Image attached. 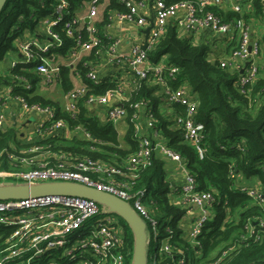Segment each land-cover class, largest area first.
<instances>
[{
  "label": "built area",
  "instance_id": "obj_1",
  "mask_svg": "<svg viewBox=\"0 0 264 264\" xmlns=\"http://www.w3.org/2000/svg\"><path fill=\"white\" fill-rule=\"evenodd\" d=\"M68 2L55 0L52 15L40 19L36 33H26L25 39L16 41L20 58L12 62L11 68L16 63L34 61L33 69L41 82L46 85L57 82L58 66L54 59L63 43L60 32L71 37L74 46L66 56L67 66L75 69L82 56L93 52V61L85 64L88 67L85 77L91 83L97 85L104 77L100 71L107 67H114L115 71L106 78L111 85L102 93H96L83 83L64 94V110L75 116L79 104L89 109L97 108L96 114L115 129L120 121L127 126L130 122L136 148L119 165L87 156L51 153L43 151L41 146L22 148L19 153L7 152L5 168L1 166L0 155V187L72 183L112 194L126 201L144 221L148 246L151 239H157L158 222L146 205L144 189L136 188V181L140 171L150 165L153 153H159L176 163L183 175V182L178 187L180 203L198 211L186 233L187 240L196 244V237L210 217L213 196L209 191L198 189L185 159L167 144L148 101L131 100V94L141 83H147L155 86L152 95L160 98V109L181 105L183 111L173 113L171 128L177 129L182 142L202 158L204 125L195 118L196 97L186 86L174 87L172 84L179 72L177 66L167 65L162 59L152 62L148 52L157 45L170 24L178 36L189 37L194 43L203 35L221 38L228 50L221 53L220 65L239 70L240 84L253 82L259 69L260 33L253 22L245 18L254 10L253 0H116L120 7L105 13L110 0H85L73 14L68 10ZM229 11L235 16H223ZM105 18L108 21L104 23ZM113 18L127 25L122 30L123 36L130 38L126 50L120 45L121 39L108 32ZM58 25L60 31L54 28ZM150 25L143 49V30ZM12 77L13 81L0 93V129L6 123L2 107L13 98L21 108L14 127L21 125L27 113L33 112L42 115L33 130L35 136L51 131L67 137L80 134L92 139L81 125L71 126L56 119L51 107L29 104L22 97L13 95L16 85L28 87L29 84L22 76ZM89 148L93 150L94 146ZM235 176L236 173L230 171V177ZM240 189L257 203L263 201L264 196L255 189L245 186ZM105 209L91 198L72 194L0 199V227L12 230L5 249L7 253L0 256V264H10L15 258L14 264H33L35 260L40 261L39 264H125L123 225L119 215L105 212ZM146 223L149 229H146ZM171 249L167 238L158 247L159 254L170 253ZM146 264H157V261L152 258Z\"/></svg>",
  "mask_w": 264,
  "mask_h": 264
},
{
  "label": "trees",
  "instance_id": "obj_2",
  "mask_svg": "<svg viewBox=\"0 0 264 264\" xmlns=\"http://www.w3.org/2000/svg\"><path fill=\"white\" fill-rule=\"evenodd\" d=\"M68 1V10L73 14L85 0ZM253 2L254 10L245 18L255 27L260 21L262 29L258 39L259 69L253 82L240 84L239 70L220 65L218 59L222 52L212 49L215 40H218L216 37L203 35L194 43L189 37L178 36L171 24L157 45L148 52L152 62L162 59L167 65L177 66L179 72L172 84L174 87L186 86L188 92L196 97L195 118L204 125L202 145L205 151L202 158L191 146L182 142L177 129L171 128L173 113L183 111L181 105L173 104L160 109V98L152 95L155 86L147 83H141L131 94V100L148 101L167 144L185 159L198 189L209 191L213 196L210 217L196 237L197 243H190L181 225L188 205L172 200L170 195L178 194L179 190L175 191L170 185L163 160L153 153L150 165L139 173L136 188L144 189L146 205L158 222L157 239L149 241L147 251L152 241L158 243L164 238L172 247L170 253L157 252L152 255L157 264H264V227L259 226V220L264 219V206L238 187L239 181H253L252 186L257 187V191L264 196V2ZM54 4L55 0H6L0 12V62L8 53L18 52L15 41L23 39L25 33H36L40 19L52 15ZM119 7L116 0H110L104 13ZM223 16L231 18L235 13L229 11ZM59 26L54 28L60 31ZM60 35L63 43L57 51L65 58L74 46V40L62 32ZM93 59V52L82 56L74 71L82 75L84 83L93 91L102 93L111 85L105 77H101L97 85L85 77L88 69L85 64ZM34 65V61L16 63L9 70L10 77L0 75V87L10 84L13 75L24 77L29 86L16 85L12 90L13 95L22 97L29 104L51 107L56 119L60 118L71 126L81 125L92 139L88 140L80 134L67 137L46 131L35 136L31 142L21 143L16 139V128L8 126L0 129L2 167H7V152L19 153L22 148L32 146H41L43 151L49 150L51 153L87 156L114 165H119L134 152L136 142L130 122L122 137L111 123L96 114L97 108L89 109L79 104L75 116H72L51 99L35 93L39 77L33 70ZM70 70L71 67L66 64L58 66L57 82L63 95L74 88ZM167 109H170V113L166 112ZM90 145L94 146L93 150L89 148ZM230 171L236 173L235 178L230 177ZM119 219L125 234L122 252L125 264H130L134 238L128 224L120 216ZM11 231L10 228L0 227V256L7 253L5 249L9 245ZM14 260L17 259H11L10 264H14ZM39 262L35 260L33 264Z\"/></svg>",
  "mask_w": 264,
  "mask_h": 264
},
{
  "label": "crops",
  "instance_id": "obj_3",
  "mask_svg": "<svg viewBox=\"0 0 264 264\" xmlns=\"http://www.w3.org/2000/svg\"><path fill=\"white\" fill-rule=\"evenodd\" d=\"M107 21H108L107 18H105L104 23ZM111 21H112V23H111V26L108 28V32L110 34L116 36V37H119L121 39V41H120L121 47L124 50H126L129 47L128 45L130 44L129 43L130 38L123 36L122 30L124 27L127 28V25L121 21L116 20L115 18H113ZM256 29H258V28H256ZM26 36H27V34L25 33L23 39H25ZM218 40L221 41V38H218ZM19 58H20L19 52L8 53L5 57V59L2 62H0V75L7 76L9 73V70L11 69L12 62L18 61ZM54 60L57 64V66H59L61 64H65L66 57L63 58L60 54H58V56H56V58ZM70 71H71L70 77H71V81L73 83V87H77L79 85H82L84 83V79H83L82 75L79 74L77 71H74L73 68H71ZM114 71H115V68L110 66V67H107L104 71H100V73H101V75H104L105 78H109L112 75L111 73H113ZM11 81H13V80H11ZM7 86H8V84L2 85L0 87V93L2 91H4ZM51 89H53V90H51ZM35 93L51 99L61 109H64L63 91L61 89L59 82H55L53 84L46 85L43 82H41V80L39 79L36 83V86H35ZM20 110H21V108H20L18 101L14 100L13 98H10L9 100H7V102L2 107V111L5 115L6 123L8 124V126H12V122H13L12 117H14V120H15V117L17 114H19ZM41 119H42V115H39V114H36L33 112L27 113L24 116L23 122L20 123L21 125H18L15 127L19 133L18 136H16V139L18 141H20L21 143L31 142L35 137L33 130H34L36 124ZM116 129H117L118 133L120 134V136L123 137L124 136L123 134L125 133V130L127 129V125L125 124V122L120 121L117 124ZM156 155L159 156V158H161L164 162L166 179L169 181L170 185L174 189L177 188V190H178V187H180V185L183 182V175H182L181 171L178 169V167L176 166V163L170 161L169 159L165 158L164 156H161L159 153H156ZM248 183L251 184V183H253V181L252 182L250 181ZM170 197L172 198L173 201H175L177 203L180 202V200H181L179 194L172 193L170 195ZM197 214H198V211L196 208L188 206V211L181 221V225L184 228L185 233H187L192 222L196 219Z\"/></svg>",
  "mask_w": 264,
  "mask_h": 264
},
{
  "label": "water",
  "instance_id": "obj_4",
  "mask_svg": "<svg viewBox=\"0 0 264 264\" xmlns=\"http://www.w3.org/2000/svg\"><path fill=\"white\" fill-rule=\"evenodd\" d=\"M6 0H0V12L5 5ZM87 20V19H85ZM150 26L143 30L144 43L142 48H146V39L149 34ZM12 126L16 125L14 117H12ZM5 123L3 128H7ZM40 194H72L76 196L91 198L101 205L105 206V212L116 213L130 227L134 243L132 251L131 264H146L147 261V241L145 223L141 217L132 209V207L124 200L102 191H98L92 187L77 185L72 183H52L41 186H6L0 187V199H15Z\"/></svg>",
  "mask_w": 264,
  "mask_h": 264
},
{
  "label": "rangeland",
  "instance_id": "obj_5",
  "mask_svg": "<svg viewBox=\"0 0 264 264\" xmlns=\"http://www.w3.org/2000/svg\"><path fill=\"white\" fill-rule=\"evenodd\" d=\"M101 8L102 7H100V11H101ZM260 23H261L260 21H258V23H257V24H259L258 25L259 27L261 26ZM256 28H258V27H256ZM258 29H259V33H260L261 32V27L258 28ZM207 36L210 37V35H207ZM15 43H16V41H15ZM212 49H213V51H216V52H223V51H225V44L222 43V41L215 40V43H214ZM53 89H51V90H53ZM238 183H239L238 184L239 188L242 187V186H245L247 188H253V189H255L257 191V187H253L252 186L253 183H251V184L250 183H246V182L243 183V182H240V181ZM260 204L264 206V202H261ZM259 222H260L259 226L264 227V219L259 220ZM146 229H149V225L147 223H146ZM160 244H161V241H159L158 243H155L154 241L151 242V244H150V246L148 248V251H147L149 260H151L153 254H156L157 252L159 253L157 248L159 247Z\"/></svg>",
  "mask_w": 264,
  "mask_h": 264
}]
</instances>
